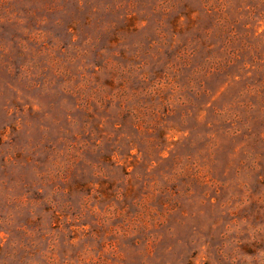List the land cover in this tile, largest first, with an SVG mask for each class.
Wrapping results in <instances>:
<instances>
[{"label": "rangeland", "instance_id": "1", "mask_svg": "<svg viewBox=\"0 0 264 264\" xmlns=\"http://www.w3.org/2000/svg\"><path fill=\"white\" fill-rule=\"evenodd\" d=\"M0 264H264V0H0Z\"/></svg>", "mask_w": 264, "mask_h": 264}]
</instances>
